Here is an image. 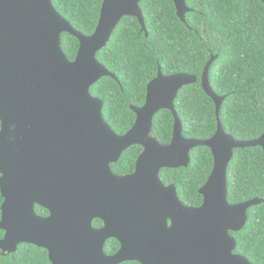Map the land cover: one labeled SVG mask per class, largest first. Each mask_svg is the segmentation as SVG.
Masks as SVG:
<instances>
[{
    "label": "water",
    "instance_id": "water-1",
    "mask_svg": "<svg viewBox=\"0 0 264 264\" xmlns=\"http://www.w3.org/2000/svg\"><path fill=\"white\" fill-rule=\"evenodd\" d=\"M142 0H102L94 33L84 36L61 17L51 0H0V240L3 254L21 244L48 253L51 264H251L235 254L230 233L242 230L254 199L227 202V168L235 149L260 147L236 141L219 121L224 97L211 89L208 71L201 87L215 105L217 130L208 140L185 139L174 109L179 90L196 83L189 74L157 77L148 83L145 103L132 107L133 127L118 136L103 120V103L90 94L101 78L116 80L96 60L124 17L135 18L147 37ZM264 1V0H261ZM185 23L186 0H173ZM78 40L74 61L61 49V35ZM168 110L174 118L171 142L150 136L153 118ZM143 152L135 172L115 177L109 165L131 146ZM206 147L213 168L199 190L198 208L182 204L173 185L163 186L161 169L186 168L190 152ZM39 206L47 217L35 211ZM103 223L92 227L93 220ZM168 222L170 225H168ZM120 247L104 253L107 240Z\"/></svg>",
    "mask_w": 264,
    "mask_h": 264
},
{
    "label": "trees",
    "instance_id": "trees-1",
    "mask_svg": "<svg viewBox=\"0 0 264 264\" xmlns=\"http://www.w3.org/2000/svg\"><path fill=\"white\" fill-rule=\"evenodd\" d=\"M56 12L84 36L94 33L102 0H51ZM190 12L185 23L176 15L173 0H142L139 8L147 37L135 18L124 17L111 34L96 60L116 77H103L90 94L103 103L102 117L118 135L127 133L135 123L131 107L145 103L146 88L157 77L189 74L196 83L181 88L174 109L185 139L208 140L217 130L213 101L201 87L203 70L217 56L208 71L212 91L224 101L219 121L224 132L236 141H253L264 134V1L261 0H186ZM61 49L74 61L79 43L69 34L61 35ZM174 118L170 111L155 114L150 136L160 145L171 142ZM142 152L138 145L123 152L113 174L133 173ZM213 168L211 152L197 147L190 152L186 168L163 169L159 177L164 185H173L183 205L198 208L199 190ZM254 199L264 200V150L260 147L235 149L227 168V202L237 205ZM2 199L0 196V218ZM39 216L48 211L35 206ZM242 230L230 235L236 241L235 254L251 264H264V203L250 207ZM93 226H102L95 220ZM4 232L0 230V240ZM110 239L104 246L108 256L119 250ZM0 264H51L47 251L21 244L14 254H3ZM121 264H139L123 262Z\"/></svg>",
    "mask_w": 264,
    "mask_h": 264
},
{
    "label": "flooded vegetation",
    "instance_id": "flooded-vegetation-1",
    "mask_svg": "<svg viewBox=\"0 0 264 264\" xmlns=\"http://www.w3.org/2000/svg\"><path fill=\"white\" fill-rule=\"evenodd\" d=\"M200 82H201V81H200ZM131 108H132V107H131ZM131 108H130V109H131ZM134 108H135V107H134ZM131 111H132V110H131ZM114 133H115V132H114ZM115 134H116V133H115ZM116 135H118V134H116ZM123 135H124V134H123ZM123 135H118V136H123ZM138 146H139V145H138ZM140 147H141V146H140ZM141 148H142V147H141ZM126 150H127V149H126ZM142 152H143V148H142ZM142 152H141V153H142ZM141 153H140V154H141ZM122 154H123V153H122ZM122 154H121V155H122ZM139 156H140V155H139ZM139 156H138V157H139ZM120 157H121V156H120ZM119 159H120V158H119ZM119 159H118V160H119ZM137 159H138V158H137ZM136 161H137V160H136ZM117 162H118V161H117ZM117 162H116V163H117ZM116 163H111V164L109 165V167H110V171H111L112 174H113V172H112V170H111V165L116 164ZM135 164H136V162H135ZM164 169H166V168H164ZM161 170H163V169H161ZM161 170H160V172H161ZM134 172H135V167H134V171H133V173H134ZM160 172H159V174H160ZM133 173L128 174V175H124V176H118V175H115V174H113V175H114L115 177L120 178V177H125V176L132 175ZM159 179H160V177H159ZM160 181H161V179H160ZM161 183H162V181H161ZM162 184H163V183H162ZM170 185H171V184H170ZM170 185H164V184H163V186H165V187H168V186H170ZM46 217H47V216H46ZM95 220H97V219H95ZM95 220H93V222H94ZM93 222H92V227H93L94 229H101V228L103 227V223H102V222H101V223H102V226H101V227H98V228H96V227L93 226ZM168 225H170L169 222H168ZM109 240H110V239H109ZM107 241H108V240H107ZM107 241H106V242H107ZM105 244H106V243H105ZM113 255H114V254H113Z\"/></svg>",
    "mask_w": 264,
    "mask_h": 264
}]
</instances>
